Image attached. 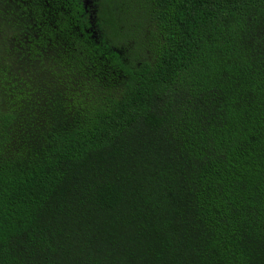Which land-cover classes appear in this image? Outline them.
I'll return each instance as SVG.
<instances>
[{
    "label": "trees",
    "instance_id": "obj_1",
    "mask_svg": "<svg viewBox=\"0 0 264 264\" xmlns=\"http://www.w3.org/2000/svg\"><path fill=\"white\" fill-rule=\"evenodd\" d=\"M0 264H264V0H0Z\"/></svg>",
    "mask_w": 264,
    "mask_h": 264
},
{
    "label": "water",
    "instance_id": "obj_2",
    "mask_svg": "<svg viewBox=\"0 0 264 264\" xmlns=\"http://www.w3.org/2000/svg\"><path fill=\"white\" fill-rule=\"evenodd\" d=\"M86 2H88V0H85Z\"/></svg>",
    "mask_w": 264,
    "mask_h": 264
}]
</instances>
